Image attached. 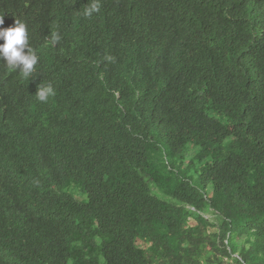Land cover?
<instances>
[{"label":"trees","instance_id":"trees-1","mask_svg":"<svg viewBox=\"0 0 264 264\" xmlns=\"http://www.w3.org/2000/svg\"><path fill=\"white\" fill-rule=\"evenodd\" d=\"M91 2L0 0V264H264V0Z\"/></svg>","mask_w":264,"mask_h":264},{"label":"clouds","instance_id":"clouds-1","mask_svg":"<svg viewBox=\"0 0 264 264\" xmlns=\"http://www.w3.org/2000/svg\"><path fill=\"white\" fill-rule=\"evenodd\" d=\"M101 10V0H92L86 4L83 10L84 18H91ZM3 17L0 16V25H3ZM61 37L58 33L51 36V43L55 46ZM0 60H3L10 72H18L22 79L29 80L33 76L35 66L39 57L30 47L27 25L24 22L16 21L14 27L4 29L0 27ZM27 49V52H25ZM111 60V57H105ZM56 91L51 84H39L35 93L36 100L47 103L50 97H54Z\"/></svg>","mask_w":264,"mask_h":264},{"label":"rangeland","instance_id":"rangeland-1","mask_svg":"<svg viewBox=\"0 0 264 264\" xmlns=\"http://www.w3.org/2000/svg\"><path fill=\"white\" fill-rule=\"evenodd\" d=\"M202 215L209 221V222H216L215 220V215L213 214V212L208 211L205 213H202Z\"/></svg>","mask_w":264,"mask_h":264}]
</instances>
